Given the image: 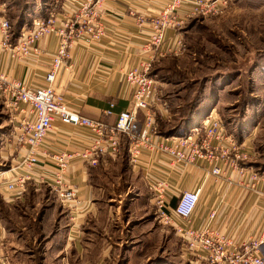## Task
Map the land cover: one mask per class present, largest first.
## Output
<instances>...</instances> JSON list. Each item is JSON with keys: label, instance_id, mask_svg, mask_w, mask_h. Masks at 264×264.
I'll return each instance as SVG.
<instances>
[{"label": "crops", "instance_id": "1", "mask_svg": "<svg viewBox=\"0 0 264 264\" xmlns=\"http://www.w3.org/2000/svg\"><path fill=\"white\" fill-rule=\"evenodd\" d=\"M2 2L8 7L4 0ZM51 2L54 12L60 13L56 0ZM165 2L167 0H105L102 8L106 26L104 38L94 46L76 45L72 49L71 68L64 69L55 83L57 92L73 110L109 125L115 124L121 112L133 111V90L125 83L124 73L132 66L152 60L154 54L145 50L152 31L150 19L161 12ZM45 3V6L51 5ZM179 16L184 18L186 11L182 10ZM178 35L176 31H168V45ZM18 36L13 37V42ZM41 47L44 50L41 58L30 56L22 60L0 49V75L27 86L44 85L58 40L54 36L47 37ZM167 58L152 63L153 75L164 72V68H159ZM165 83L158 80L161 103L154 110L159 133L167 138L172 137L168 133L180 125L183 107L181 95H176L181 92L175 90L174 96L165 92L168 84L175 85V88L178 84L173 81ZM168 98L172 100L168 101ZM205 104L206 101L204 107ZM205 110L198 121L214 112L209 107ZM249 114L246 117L250 116L251 120ZM0 117V159L9 165L7 170H0L1 184L22 173L17 167L27 151L16 144L13 137L15 123L1 93ZM139 117L143 119L142 112ZM162 127L167 129L166 132L161 133ZM240 136L241 144L250 148L253 145L256 150L247 167L257 180L243 183L232 175L217 184L201 165L183 170L174 166L169 157L151 153H144L134 165L125 146L118 158L103 159L97 167L79 160L70 165L68 183L77 190L82 204L76 212L63 207L50 186L39 188L33 182L23 196L13 199L3 192V200L10 212L37 210L40 204H45L44 210L53 216L54 228L45 240L44 264H208L183 254L182 240L175 228L186 227L185 222L176 215H172V226L159 222L150 184L153 178L164 179L178 191H200V201L189 224L193 229L200 228L209 214L215 212L213 226L227 238L240 242L264 237V152L261 150L264 141L255 144L251 141L254 138ZM89 138L88 131L57 120L46 145L39 151L41 164L35 170V177L49 176L54 172V166L46 158L48 152L79 150ZM168 143L173 142L170 139ZM102 192L105 198H102ZM22 216L27 217V213ZM9 223L0 218V254L5 257V264H17L13 253L20 251L16 248L27 237L25 229L19 230ZM41 231L46 233V228L42 227ZM262 256L264 258V244Z\"/></svg>", "mask_w": 264, "mask_h": 264}, {"label": "built area", "instance_id": "2", "mask_svg": "<svg viewBox=\"0 0 264 264\" xmlns=\"http://www.w3.org/2000/svg\"><path fill=\"white\" fill-rule=\"evenodd\" d=\"M104 4L105 0H56V7L60 5L61 8L60 13L53 10L46 18L33 19L30 26L21 29L17 41L13 42L14 32L7 16L8 9L0 0V49L11 57L22 60L33 56L39 59L44 55L42 41L50 36L58 40L44 85L27 86L0 75V93L15 123L13 137L17 146L27 151L17 167L22 173L1 183L3 192L15 199L23 196L32 182L39 188L48 185L63 207L76 212L82 208V204L77 190L68 183L70 165L79 160L90 167H97L103 159L118 158L125 145L134 165L138 164L144 153H151L169 157L174 166L183 170L201 165L207 176L213 177L217 184L232 175L243 183L257 180L247 167L254 152L227 135L223 122L215 112L200 120L197 126L193 125L184 135L165 138L159 133L154 110L161 100L158 77L152 74V63L181 55L185 47L179 33L182 26L193 17L222 15L229 7L228 1L165 2L161 12L150 19L152 31L145 50L154 54L152 60L132 66L124 73L125 83L133 90L134 109L118 114L114 125L80 115L55 87L60 73L71 68L72 49L76 45L94 46L104 38ZM182 10L186 11L184 18L179 16ZM170 30L179 35L168 45L167 33ZM163 106L167 108L165 103ZM139 112L143 113V119H140ZM108 114L112 115L111 112ZM57 120L88 131L90 138L79 150L48 152L46 158L54 166V172L49 176L43 174L35 177V170L41 164L39 151L46 145ZM170 139L171 144L168 143ZM150 190L159 222L172 226V215H176L187 224L186 227L175 228L181 237L185 256L204 260L208 264H264V237L240 242L227 238L213 226L215 212L209 214L208 220L200 228L190 227L200 201V191H178L166 180L154 178ZM5 262V257L0 254V264Z\"/></svg>", "mask_w": 264, "mask_h": 264}, {"label": "rangeland", "instance_id": "3", "mask_svg": "<svg viewBox=\"0 0 264 264\" xmlns=\"http://www.w3.org/2000/svg\"><path fill=\"white\" fill-rule=\"evenodd\" d=\"M227 1L229 7L222 15L193 17L182 26L179 33L185 45L183 53L165 59L159 68H164V72L158 71L157 77L159 83L173 81L178 84L177 88L168 84V91L165 92L173 96L175 90L181 92L176 95H181L182 107L203 97L205 107L214 110L223 122L227 135L239 144L242 140L240 135L254 138L251 141L261 144L264 141V0ZM4 2L8 5L7 16L14 36L18 33L16 28L23 15L21 25L30 26L33 19L46 18L54 9L51 0ZM45 2L51 5L45 6ZM248 113L251 120L250 116L246 117ZM198 124L196 119L193 125ZM261 150L264 152V147ZM0 164L2 171L9 168L2 159ZM119 181L122 182L121 179ZM101 195L105 198L104 192ZM3 199L0 185V218L3 222L10 221L19 230L25 229L27 237L16 248L20 251L13 253L14 260L17 264H44L45 240L51 236L54 228L53 216L44 210L45 204H40L37 210L16 209L10 212ZM26 213L27 217L22 216ZM19 216H22L21 219ZM42 227L46 228V233L41 231Z\"/></svg>", "mask_w": 264, "mask_h": 264}, {"label": "trees", "instance_id": "4", "mask_svg": "<svg viewBox=\"0 0 264 264\" xmlns=\"http://www.w3.org/2000/svg\"><path fill=\"white\" fill-rule=\"evenodd\" d=\"M24 16L23 15L20 19H21V22L24 20ZM48 17V16H47ZM21 22H19L16 30H17V34H15V36H17L19 34V32L21 31L20 29L23 27L22 24L21 25ZM21 27V28H20ZM17 38V37H16ZM184 100V99H183ZM204 101L203 100V97L200 99L198 98L197 100H193L191 102H188V105L186 106L184 104L183 108H182V112H181V115H182V121L180 123V125H178L177 129H175V131H171L170 133H168L170 136H175V135H184L186 132H188L190 126L194 123V121L196 119H198L199 117L203 116L204 112L206 111L205 110V107H204ZM185 102H187L185 100ZM185 110V111H184ZM167 129L163 128L161 129V133L163 132H166ZM126 146V149L128 148L127 145ZM124 151V150H123ZM128 151V149H127Z\"/></svg>", "mask_w": 264, "mask_h": 264}]
</instances>
